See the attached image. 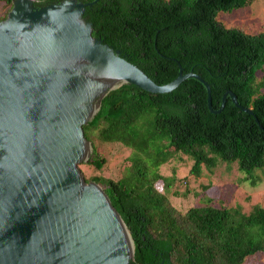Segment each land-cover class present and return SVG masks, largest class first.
<instances>
[{"label":"trees","instance_id":"trees-1","mask_svg":"<svg viewBox=\"0 0 264 264\" xmlns=\"http://www.w3.org/2000/svg\"><path fill=\"white\" fill-rule=\"evenodd\" d=\"M253 1L97 0L81 15L93 38L156 85L172 82L180 71L193 73L208 84L213 111L231 91L258 120L235 107L229 96L220 113L210 112L206 88L194 78L169 93L123 84L102 98L83 126L92 148L87 164L101 170L110 150L119 146L129 152L117 177L85 181L103 187L130 234L136 264H244L264 252V206L248 214L239 206L211 205L182 212L157 189L162 181L169 192L176 177L169 181L160 167L180 156L192 160L195 176L218 161L235 163L245 175L264 168V78L256 80L264 67V32L227 29L216 19L220 11ZM12 7L13 0H0V22Z\"/></svg>","mask_w":264,"mask_h":264},{"label":"water","instance_id":"water-1","mask_svg":"<svg viewBox=\"0 0 264 264\" xmlns=\"http://www.w3.org/2000/svg\"><path fill=\"white\" fill-rule=\"evenodd\" d=\"M85 0H13L0 22V264H136L130 234L104 189L78 165L92 156L83 126L123 84L164 94L194 78L156 85L91 35ZM255 117V116H254ZM256 123L258 120L255 117Z\"/></svg>","mask_w":264,"mask_h":264},{"label":"rangeland","instance_id":"rangeland-1","mask_svg":"<svg viewBox=\"0 0 264 264\" xmlns=\"http://www.w3.org/2000/svg\"><path fill=\"white\" fill-rule=\"evenodd\" d=\"M3 13L4 10L0 8V16ZM216 19L227 29H238L250 35L262 33L264 32V0H254L248 6L230 12L220 11ZM263 78L264 67L256 73L258 82ZM261 92L264 93V89ZM90 149L92 152L91 146ZM128 152L127 149L119 146L110 150L106 164L101 170H96L85 161L78 167L84 179L92 176L117 177L124 167L122 161ZM191 166L192 160L180 156L179 159L160 167V174L163 177L171 181L175 176L176 180L169 185L167 193L162 181L158 183L157 189L165 193L178 210L184 212L189 208L205 205L217 208L239 206L242 213L248 214L256 206H264V168L256 170L252 175H245L238 170L235 163L218 161L214 168L202 167L200 175L195 176L190 174ZM174 192L177 193L176 196L173 195ZM244 264H264V252L247 259Z\"/></svg>","mask_w":264,"mask_h":264}]
</instances>
